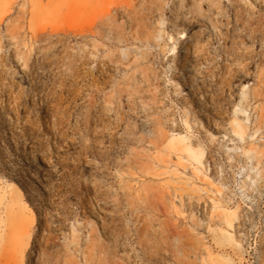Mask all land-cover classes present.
Returning <instances> with one entry per match:
<instances>
[{
	"label": "rangeland",
	"instance_id": "rangeland-1",
	"mask_svg": "<svg viewBox=\"0 0 264 264\" xmlns=\"http://www.w3.org/2000/svg\"><path fill=\"white\" fill-rule=\"evenodd\" d=\"M216 1L0 0V264H264V0Z\"/></svg>",
	"mask_w": 264,
	"mask_h": 264
},
{
	"label": "bare ground",
	"instance_id": "bare-ground-1",
	"mask_svg": "<svg viewBox=\"0 0 264 264\" xmlns=\"http://www.w3.org/2000/svg\"><path fill=\"white\" fill-rule=\"evenodd\" d=\"M212 3L215 4L217 6V8H219L218 1L212 0ZM218 12H220V11H218ZM208 23H209L211 28L215 27L214 22L208 21ZM199 29L200 28L194 30L189 35V37L187 38L186 41L182 40L180 43L181 45H183L182 66L186 69L191 68V63H190L191 57H193V56L194 57H197V56L204 57L203 56L204 55V44L199 43V40L196 37V33L199 32ZM215 29H216V27H215ZM180 36L182 37L183 35H180ZM129 39L130 38H126L125 41H128ZM173 48H176L175 45H173ZM176 52H177V50H176ZM57 59H58V62L63 60V58L60 59V57H57ZM199 65L194 67L195 73H197V72L199 73V69H198ZM212 75H214V74L212 73ZM217 75L218 74H215L214 76H217ZM188 77H189V81L191 82V85H193L195 83L194 74H189ZM232 77H233V75L231 74V72L230 71L227 72V75L224 78H222L221 83H219V84L217 83V85H215V90L217 91V93L222 95L224 92H227L229 94V96H231L230 95V86H231ZM10 84H11L10 86H15V85H18L19 83L11 81ZM18 89H20V90L12 89L8 93V97H10V98H8V100H7V105L9 108H11L13 110H17L20 103H21L19 93L22 92V90H21V88H18ZM52 90L54 91V88L50 89V91H52ZM53 91L51 93V97L54 95ZM225 109H226V107H225ZM236 125L238 127H241V125L237 122H236ZM215 128H216V131L219 133V135H218L219 137L226 138V139L231 137L230 131L223 124L217 123V126ZM233 131L237 132L239 137H242V136H240L241 135L240 129L237 131H236V129H233ZM113 137H114V135H113ZM113 137H111V139H113ZM161 137L162 136L155 135L154 139H153V143L158 144L161 141ZM167 143L170 147H172L173 149H175L177 151H185L190 159H192L198 163L200 162L199 158L202 154V151L196 149L193 145V142L190 139H187L185 136H183L179 133H171ZM258 144L260 145L261 143H258ZM81 204H82V202H81ZM56 226L57 225H54V228H52V226H49L47 223L44 224V227H47L48 232H52L53 230H55ZM45 243H49L47 239H46ZM82 243L83 242H81V240L79 238V234L73 232V233H71L70 240L64 244V248L66 250H68L70 253H76L78 251H81L82 253L88 252L89 255H92L95 253H101L103 250V247H104V244L101 241H99L96 237L91 238V239L88 238V240L84 241V246H82ZM40 246H41V243L39 242V246H38L39 249L41 248ZM83 257H85V256L83 255ZM87 258L88 257H85V259H87ZM42 260H44V257H42ZM71 261H73V260H71ZM74 261H75V259H74Z\"/></svg>",
	"mask_w": 264,
	"mask_h": 264
}]
</instances>
